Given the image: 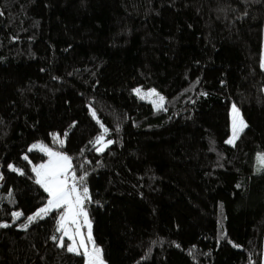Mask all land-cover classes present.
Segmentation results:
<instances>
[{"label":"trees","instance_id":"1","mask_svg":"<svg viewBox=\"0 0 264 264\" xmlns=\"http://www.w3.org/2000/svg\"><path fill=\"white\" fill-rule=\"evenodd\" d=\"M263 32L264 0H0V264H85L63 209L27 221L37 143L88 189L106 264H262Z\"/></svg>","mask_w":264,"mask_h":264},{"label":"snow or ice","instance_id":"2","mask_svg":"<svg viewBox=\"0 0 264 264\" xmlns=\"http://www.w3.org/2000/svg\"><path fill=\"white\" fill-rule=\"evenodd\" d=\"M261 67L264 68V61H262ZM134 91L139 94L140 89H134ZM150 94H155L154 90ZM163 97L159 98V101L157 102V105L159 107L163 106ZM233 113L238 115V110L233 106ZM93 117H95V113L93 112ZM239 129L237 128V121L234 116L233 118V137L232 139L226 141V143H233L235 138L238 135V131H242L243 127H246L247 125L244 123V121L241 119L239 121ZM103 127V126H101ZM108 130L106 128L103 129V132L95 138L94 141H90L94 146L99 145V147L96 148L98 152H101L104 150V148L107 146V144H111L112 141H107L104 143V133H106ZM55 137V134H53ZM66 135V134H65ZM57 141L62 145L63 140H59L58 137H55ZM32 148H39L41 151L45 152L48 157L49 161L46 164H42L37 166L33 169V171L36 173V183L40 184L45 192L48 193L49 199L47 201V204L39 208L33 215H30L27 217L28 223L33 222L37 218H43L44 216H47L50 212H52L54 209H63V212L60 215V227L57 228V231H60L61 228L64 227V223L68 220H71V223L77 224L79 223V217L84 216L85 220L84 223L87 225V214L83 210L82 203L83 198L82 195L77 191V185L73 183L71 186L68 184V172L71 169V163L70 158L66 156L65 154L61 152H55L49 149L47 146L43 144H36L33 145ZM31 150V149H30ZM26 158V157H25ZM259 163L262 167H264V156L258 157ZM9 168L13 171H17L12 165H9ZM85 179L84 176H80L79 180L83 182ZM73 180H76L75 175H73ZM88 195V189L84 187L83 189V197H87ZM22 213L20 212H13L12 216L14 219H18ZM7 224H0V227H8ZM90 228V225H88ZM22 227L27 228L28 224L22 225ZM64 236H67L68 239L74 241V236L70 235L68 230L64 229ZM75 236H81V233L79 231V228L75 231ZM53 240L57 239L55 236L52 237ZM88 242H92L91 235L88 236ZM61 247H65L66 245L63 243V237H61ZM80 249H84V252L82 253L86 257V264H103V261L100 256V249L93 247L91 252H89L87 245L83 239L80 240L79 244ZM67 250L69 252H75L77 255H80V251L77 247H74L72 245L67 246Z\"/></svg>","mask_w":264,"mask_h":264},{"label":"rangeland","instance_id":"3","mask_svg":"<svg viewBox=\"0 0 264 264\" xmlns=\"http://www.w3.org/2000/svg\"><path fill=\"white\" fill-rule=\"evenodd\" d=\"M263 33H264V32H263ZM262 59H263V61H264V45H263V57H262ZM152 92H153V90H150V89H149V90H140L139 95H140L142 98H144V99H146V100L152 102L155 106H158V105H157V102L159 101V98L161 97V95H160L159 93H157L156 91H154V93H155L154 95H153V94H150V93H152ZM231 111H232V116H231V134H230V137L228 138V140L232 139V137H233V118H234V116H235L236 121H237V128H238V129H239V127H240V125H239V121H240L241 119L243 120V118L241 117L239 111H238V115H236L235 113H233V107H232ZM243 121H244V120H243ZM244 123H245V121H244ZM244 128H245V127H243V129H244ZM240 132H241V131H238V134H239ZM235 139H236V138H235ZM228 140H227V141H228ZM234 141H235V140H234ZM233 143H234V142H233ZM233 143H229V144H233ZM37 144H39V143H37ZM33 145H36V144H33ZM33 145L30 146V149H37V150H40L39 148H32ZM49 149H50V148H49ZM51 150H52V151H55V152H58V151L53 150V149H51ZM40 151H41V150H40ZM42 152H43V151H42ZM45 154H46V153H45ZM260 156H264V154H259V155L257 156V158H256V164H258L259 166H261V164L259 163V160H258V157H260ZM37 166H39V165H36L34 168H36ZM36 179H37V177H36ZM0 181H1V176H0ZM73 183H75V181L73 180V176H72V174H71L70 171H69L68 184L71 186ZM75 184H76V183H75ZM83 189H84V188H79V187L77 186V191L82 195V198H83L82 207H83V210H84V211L86 212V214H87V221H88V224L86 225V224L84 223L85 218H84V216H81V217H79V223H77V224H73V223H71V220H68V221H66V222L64 223V227L61 228V230H60L61 233H62V236H63V237H66L67 239H68V237H67V236H64V229H65V228L68 230V232H69L70 235H73V236H74V241L69 239L70 242H69L68 245H72V246H74V247H77L81 254L84 252V249H80V248H79V244H80V240H81V239H83V240L85 241V243H86V245H87V248H88L89 252H91V250H92L93 247L99 248V247L94 243V240H93V237H92V222H91V220H90V218H89V216H88V213H87V211H86V208H85V204H86V201H87V197H88V195H87V197H83ZM59 221H60V217H59V220H58V227H60V223H59ZM88 225H90V228H89ZM77 228H79V231H80V233H81V236H75V231H76ZM89 234L91 235V238H92V242H93V243H89V242H88V236H89ZM99 249H100V248H99ZM83 256H84V255H83ZM100 256H101V259H102V261H103V264H106L105 260H104L103 257H102L101 249H100ZM84 259H85V264H86V257H85V256H84ZM262 264H264V250H263Z\"/></svg>","mask_w":264,"mask_h":264},{"label":"crops","instance_id":"4","mask_svg":"<svg viewBox=\"0 0 264 264\" xmlns=\"http://www.w3.org/2000/svg\"><path fill=\"white\" fill-rule=\"evenodd\" d=\"M47 155V154H46ZM49 161V157H48V155H47V159H46V162H44L43 164H46L47 162ZM70 171V170H69ZM68 176H69V172H68V174H67Z\"/></svg>","mask_w":264,"mask_h":264}]
</instances>
